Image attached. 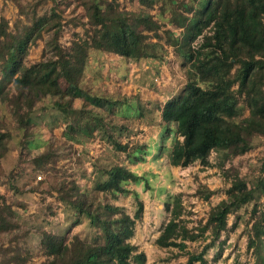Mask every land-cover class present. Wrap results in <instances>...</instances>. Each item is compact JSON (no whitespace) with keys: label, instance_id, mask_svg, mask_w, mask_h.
<instances>
[{"label":"trees","instance_id":"16d2710c","mask_svg":"<svg viewBox=\"0 0 264 264\" xmlns=\"http://www.w3.org/2000/svg\"><path fill=\"white\" fill-rule=\"evenodd\" d=\"M4 1L17 7L19 19L12 28L8 19L0 18V103L9 107L23 132L22 144L33 145V113L50 101L55 111L49 121L51 129L65 124L64 137L74 142L70 132L78 131L75 126L82 127L80 121L90 116L97 136L113 151L125 154L131 165L146 163L154 149L157 157L167 154L169 164L181 168L195 163L210 166L215 153L217 165L231 184L227 199L211 209L205 223L189 228L181 195L168 193L163 203L169 220L155 244L169 254L157 255L155 264H208L209 250L224 244L218 241L230 230V216L236 219L232 229L243 225L254 264H264V152L260 166L245 176L234 167L225 168L234 158L264 147V0H126L140 5L138 12L121 9L120 0ZM48 3L49 12L39 14ZM155 6L161 15H170V25L182 30L178 37L170 31L166 36L178 62L186 68L187 84L159 109V116L154 113L152 122L159 117L163 133L152 145L131 139L130 123L117 121L119 117L127 121L144 118V109H135V102L125 96L94 93L85 78L91 60L99 62L104 54L117 55L126 64L165 60V45L152 41L148 34L160 27L148 13ZM70 8L73 13L82 8L84 14L67 20L65 13ZM70 25L82 27L84 33L75 34L65 47L61 38ZM209 30L208 44L196 45ZM45 34L49 38L42 59L28 64L30 50ZM207 66L215 68L210 78H206ZM6 129L0 113V166L12 140ZM64 156L43 152L32 163L37 172L56 173ZM98 163L92 189H82L75 179L52 182L72 223L62 235L41 231L39 255L46 257L41 264H147L146 253L133 243L137 223L144 217V200L130 185L148 191L150 181L125 165ZM38 183L32 192L44 186V181ZM213 194L205 185L197 191L207 202ZM123 198L131 199V210L121 203ZM0 201L7 199L0 195ZM14 204L24 206L20 201ZM11 215L0 209V243L4 234L20 228ZM85 224V236L72 233ZM18 239L15 235L11 244ZM202 239H211L202 251L187 250L188 243ZM181 258L186 261L180 263ZM31 259L22 249L1 244L0 264H29Z\"/></svg>","mask_w":264,"mask_h":264},{"label":"rangeland","instance_id":"374dc122","mask_svg":"<svg viewBox=\"0 0 264 264\" xmlns=\"http://www.w3.org/2000/svg\"><path fill=\"white\" fill-rule=\"evenodd\" d=\"M36 1L26 0L31 4ZM120 7L133 12H138L141 9L137 3L132 4L126 0H120ZM50 8L51 3H48L47 6L40 9L39 14L43 15L49 12ZM148 13L153 15L154 21L160 26L158 30L155 31L153 28L148 34L151 35L152 41H160L165 45L167 49L165 60L160 62L149 59L141 63L126 64L117 55L104 54L99 57V62L91 60L92 68L85 81L93 87L94 93L116 98L125 96L135 102V109L140 107L144 109V118L136 117L127 121L123 117H119L117 121L130 123L131 139L154 145L159 142L163 130L159 124V117L157 122H152L153 115L157 113L159 116V109L161 110L167 101L182 92L186 87L187 78L186 68H183L178 62L175 49L167 43L166 36V32L170 31L178 37L182 30L169 24L170 15H161L159 6H155ZM82 14H84L82 8L74 13L70 8L65 13V17L69 20ZM2 17L8 19L13 28L19 19L17 7L12 2L0 0V18ZM83 33L82 27L74 29L71 25L67 26L63 32L61 43L68 47L76 37L75 34L83 35ZM211 35L212 30L205 32L196 45L208 44L207 39ZM48 38L49 35L45 34L44 40L32 47L27 58L28 64L39 62L42 59ZM204 69L206 78H210L212 71H215L213 66H207ZM231 72L235 73V69H232ZM62 86L66 87L64 81H62ZM235 88L237 89L238 85ZM87 108L97 110L92 106ZM0 113L4 116L6 130L12 137L11 142L8 143V153L2 159L0 166V195L7 199L6 202L0 201V209L9 214L13 213L11 216H15L14 218L20 223V228L13 234L3 235L4 241L0 243V247L3 244V247L12 246L22 249L25 253H30L32 259L29 264H41L46 259L45 256L39 255L41 252V231L62 235L72 223V217L66 214L65 206L57 199L58 194L53 190L52 182L57 181L58 183L62 179H75L82 189H92L95 165L98 161L101 162L100 165L109 163L125 165L134 173L144 175L150 181L152 188L148 191H143L141 186L130 185L133 189L141 192L144 200V217L141 222L137 223L133 243L138 245L140 251L146 253L147 264H155L157 255L164 257L169 254L165 250L159 249L155 244L161 229L169 220L163 203L168 193L181 195L186 211L184 218L188 220L189 228L197 227L200 221L205 223L211 209L227 199L226 190L231 184L217 165L215 153L210 157V166L195 163L188 168H181L171 166L167 154L160 158L157 157L154 149L146 163L131 165L126 160L125 154L113 151L109 144L97 136L96 124L93 120L91 121L90 116L80 121L82 127L75 126L78 131L70 132V135L76 139L74 142L65 139L64 133L67 131L65 124L61 123L57 128L51 129L49 121L55 111L50 101L40 104L33 113V145H23V132L11 117L9 107L0 103ZM102 115L105 117V114ZM122 141L124 142L125 139L122 138ZM43 152H57V154L65 155L59 161L56 173H41L35 170L32 160ZM263 152L264 147L254 149L242 157L234 158L226 164L225 168L234 167L239 170L242 176H245L250 173L253 167L260 166ZM39 176L42 177V180L38 179ZM40 181H44V186L40 190L32 192L31 189L36 187ZM201 185H205L214 192L209 202L197 196L198 188ZM47 189L51 192L49 193ZM15 201H20L24 206L14 204ZM121 203L131 210L130 198H123ZM235 220L234 216H230V230L223 233L218 241V244L224 243L222 247L217 246L209 250L208 264H254L251 252L247 251V238L243 234V225L232 229ZM86 225L74 228L72 233L85 236L88 232ZM15 235L19 239L11 244ZM210 242L211 239H202L192 244L188 243L187 250L200 252L204 245ZM185 261L186 258L179 260L180 263ZM175 263L172 262V264Z\"/></svg>","mask_w":264,"mask_h":264},{"label":"built area","instance_id":"2783aa9c","mask_svg":"<svg viewBox=\"0 0 264 264\" xmlns=\"http://www.w3.org/2000/svg\"><path fill=\"white\" fill-rule=\"evenodd\" d=\"M38 179H39V180H41V179H42V177H40V176H39V177H38Z\"/></svg>","mask_w":264,"mask_h":264}]
</instances>
